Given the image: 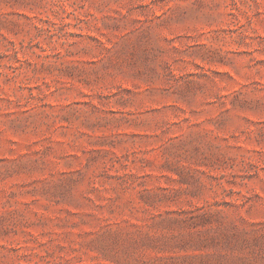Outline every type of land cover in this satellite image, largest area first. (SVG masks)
Instances as JSON below:
<instances>
[{
    "label": "rangeland",
    "instance_id": "374dc122",
    "mask_svg": "<svg viewBox=\"0 0 264 264\" xmlns=\"http://www.w3.org/2000/svg\"><path fill=\"white\" fill-rule=\"evenodd\" d=\"M0 264H264V0H0Z\"/></svg>",
    "mask_w": 264,
    "mask_h": 264
}]
</instances>
